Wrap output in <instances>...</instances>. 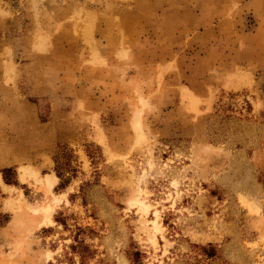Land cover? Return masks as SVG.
<instances>
[{"label":"rangeland","instance_id":"1","mask_svg":"<svg viewBox=\"0 0 264 264\" xmlns=\"http://www.w3.org/2000/svg\"><path fill=\"white\" fill-rule=\"evenodd\" d=\"M7 168L0 264H264V0H0Z\"/></svg>","mask_w":264,"mask_h":264},{"label":"trees","instance_id":"2","mask_svg":"<svg viewBox=\"0 0 264 264\" xmlns=\"http://www.w3.org/2000/svg\"><path fill=\"white\" fill-rule=\"evenodd\" d=\"M3 182L7 185H16V181L13 179L14 177V170L11 168L3 169L1 172ZM57 178L60 180L59 188L63 189L68 184L67 178H64V173L62 172V164H57L56 169ZM68 219L62 214L58 218H56V222L62 225L63 229H68L67 224ZM83 229L75 227V232L73 238V243L69 246V250L71 254L77 255L79 258L80 264H86V262L91 258L93 255L90 248L84 243V240H80V236L84 234Z\"/></svg>","mask_w":264,"mask_h":264},{"label":"bare ground","instance_id":"3","mask_svg":"<svg viewBox=\"0 0 264 264\" xmlns=\"http://www.w3.org/2000/svg\"><path fill=\"white\" fill-rule=\"evenodd\" d=\"M20 178L23 180V175H20ZM55 180V179H54ZM54 180L53 179H48L46 182V186H47V188H49L50 186H51V184L54 182ZM0 184H3L2 183V180H1V178H0ZM4 185V184H3Z\"/></svg>","mask_w":264,"mask_h":264},{"label":"crops","instance_id":"4","mask_svg":"<svg viewBox=\"0 0 264 264\" xmlns=\"http://www.w3.org/2000/svg\"><path fill=\"white\" fill-rule=\"evenodd\" d=\"M1 178V177H0Z\"/></svg>","mask_w":264,"mask_h":264}]
</instances>
